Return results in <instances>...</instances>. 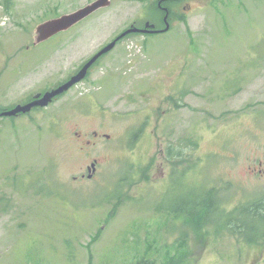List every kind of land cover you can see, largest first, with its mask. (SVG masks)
Wrapping results in <instances>:
<instances>
[{
  "label": "rangeland",
  "instance_id": "1",
  "mask_svg": "<svg viewBox=\"0 0 264 264\" xmlns=\"http://www.w3.org/2000/svg\"><path fill=\"white\" fill-rule=\"evenodd\" d=\"M93 1L0 0L4 110L171 12L49 106L0 117V264H264L189 213L211 189L227 211L264 196V0H111L35 45Z\"/></svg>",
  "mask_w": 264,
  "mask_h": 264
},
{
  "label": "water",
  "instance_id": "2",
  "mask_svg": "<svg viewBox=\"0 0 264 264\" xmlns=\"http://www.w3.org/2000/svg\"><path fill=\"white\" fill-rule=\"evenodd\" d=\"M162 1L159 3L161 5ZM111 5V0H95L92 3L87 4L86 6L68 13L61 15L56 18L49 19L41 23L36 29V39L35 45L40 44L44 41L49 40L55 35L65 32L75 25L79 24L95 12L100 9L106 8ZM165 10V28L162 31H155V24L147 22L146 28L141 29L135 26L124 31L116 39L106 45L101 49L96 55H94L82 68L75 74L70 80L61 84L60 86L46 91L45 93H38L35 95L34 99L25 104H19L11 109H5L0 111V117H16L20 114L30 113L36 107H47L49 106L55 98L69 91L73 86L81 82L88 74L90 68L95 64V62L104 54L110 52L115 48L118 41L126 37L131 33H150V32H166L170 29L169 22V10L167 7H164ZM96 169V165L93 163L90 167V171Z\"/></svg>",
  "mask_w": 264,
  "mask_h": 264
},
{
  "label": "trees",
  "instance_id": "3",
  "mask_svg": "<svg viewBox=\"0 0 264 264\" xmlns=\"http://www.w3.org/2000/svg\"><path fill=\"white\" fill-rule=\"evenodd\" d=\"M2 110L4 109L0 108ZM192 206L189 213L197 219L194 226L196 229L204 228L205 231L212 224L217 233L227 231L245 243L264 245V196L241 203L227 211L215 189H211ZM137 264L150 263L140 261Z\"/></svg>",
  "mask_w": 264,
  "mask_h": 264
},
{
  "label": "flooded vegetation",
  "instance_id": "4",
  "mask_svg": "<svg viewBox=\"0 0 264 264\" xmlns=\"http://www.w3.org/2000/svg\"><path fill=\"white\" fill-rule=\"evenodd\" d=\"M159 7H160V8L162 9V11H164V13H165L164 6L159 4ZM167 8H168V7H167ZM168 10H169V16H170V13H171V12H170V9L168 8ZM164 17H165V16H164ZM146 24H147V22L144 24L143 27H138V28L144 29V28H146ZM152 24H153V23H152ZM154 24H155V23H154ZM135 27H136V26H135ZM154 29H155V31H162V30H163L162 28L157 27V24H155V28H154ZM65 32H66V31H65ZM61 33H63V32H61ZM157 33H163V32H150V33H147V34H157ZM59 34H60V33H59ZM96 54H97V53H96ZM96 54H95V55H96ZM106 54H107V53H106ZM104 55H105V54H104ZM104 55H103V56H104ZM103 56H101L100 58H102ZM100 58H99V59H100ZM99 59H98V60H99ZM98 60H97V61H98ZM97 61H96V62H97ZM96 62H95V63H96ZM94 65H95V64H94ZM94 65H93V66H94ZM93 66H92V67H93ZM92 67H91V68H92ZM91 68H90V69H91ZM73 76H74V75H71V76L68 78V80H70ZM68 80H67V81H68ZM67 81H66V82H67ZM64 83H65V82H64ZM62 84H63V83H62ZM60 85H61V84H60ZM60 85H58V86H60ZM75 86H76V85H75ZM73 87H74V86H73ZM52 89H53V88H52ZM50 90H51V89H50ZM46 91H48V90H46ZM46 91H44V92H41V91H40V92H38V93H45ZM38 93H36V94H38ZM36 94H35V95H36ZM64 94H65V93H64ZM35 95L33 96V98H32L31 100L34 99ZM62 95H63V94H62ZM60 96H61V95H60ZM60 96H58V97H60ZM58 97H57V98H58ZM57 98H55L53 101H55ZM31 100H30V101H31ZM37 108H42V107H36V108H34V109H37ZM34 109H33V110H34ZM33 110H32V111H33ZM95 135L97 136L98 134L95 133ZM97 162H98V161L95 160L93 163L96 165ZM93 163H92V164H93ZM90 167H91V166L88 167V175H84V174H83V175H82V178H85L86 176H87L88 178H91V177L93 176V173H94L95 171H94V170L90 171ZM95 170H96V169H95Z\"/></svg>",
  "mask_w": 264,
  "mask_h": 264
}]
</instances>
